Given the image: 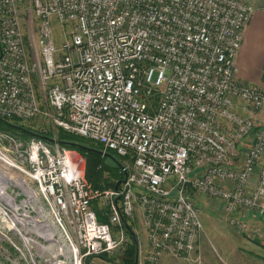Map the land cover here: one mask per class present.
Segmentation results:
<instances>
[{
	"label": "built area",
	"instance_id": "1",
	"mask_svg": "<svg viewBox=\"0 0 264 264\" xmlns=\"http://www.w3.org/2000/svg\"><path fill=\"white\" fill-rule=\"evenodd\" d=\"M254 12L245 0H0V117L50 120L126 159L118 188H94L78 150L0 130V159L22 171L12 156L29 163L52 201V221L10 226L23 245L52 246V264L121 257L133 243L124 221L133 228L142 217L148 250L137 264L198 261L196 194L259 235L264 87L240 80L235 66Z\"/></svg>",
	"mask_w": 264,
	"mask_h": 264
},
{
	"label": "rangeland",
	"instance_id": "2",
	"mask_svg": "<svg viewBox=\"0 0 264 264\" xmlns=\"http://www.w3.org/2000/svg\"><path fill=\"white\" fill-rule=\"evenodd\" d=\"M26 1L28 2L29 0ZM22 18L27 37H35L37 35V29L34 21H32L26 10L23 11ZM52 20L55 35L57 40H60L63 28L55 17H53ZM22 124L34 131H51L53 137L50 136L52 138L56 137L55 135L58 133V129L52 127L53 124L50 120H43L39 117L34 120L25 121ZM0 130L8 131L2 128H0ZM14 134L22 138L21 135L17 133ZM3 146L4 144L1 141L0 155L1 153H4ZM109 153L123 162L126 160L125 158L118 156L114 151H109ZM21 159L22 158L17 155H14L11 158V162L25 167L24 171L0 159V197H2L3 200H7L8 198V203L2 201L0 198V264H28L30 262L52 264L59 257L58 255H54L53 257L49 252L52 246L45 249L31 245L27 247L22 244L17 235H14L15 231L10 228L14 223L19 227V225L31 221L32 218L42 219L43 216L49 221H52L54 214L52 211V201H47L43 196L41 187L36 178H34L35 172H32V175H30V170L26 172V170L30 168L29 163L23 164L21 163ZM105 163L108 165L117 164L111 157L105 159ZM105 175L110 177V174L107 171L105 172ZM4 182L7 187L6 196L3 193L6 192ZM17 183H20L22 186H17ZM195 201L202 210L204 234L201 238L198 250L193 254V258L198 261L179 260L182 261L181 264H237L238 261L242 262L241 260L243 259L244 254L249 252L247 249L248 246H254V243H250L246 246L242 241L248 239L259 245L258 242L260 241L259 237L261 236V232L258 236L252 237L243 229L231 224L220 201L201 194L195 195ZM12 204L21 207V215L18 217L21 219L24 218L25 220L23 219L22 221L19 219V221H15L17 216H14V214L18 215L19 212L13 210ZM95 204L99 208L102 207L104 213L108 216V212H106L107 208L102 206V203L96 202ZM100 217L103 221L107 220L106 216L102 213L100 214ZM132 226L139 238L140 255L145 254L148 250V243L142 217L137 218ZM238 254H241L242 259L238 258ZM123 256L124 255L121 257H107L106 259L96 256L89 257L85 259L84 264H121ZM250 264H252V262Z\"/></svg>",
	"mask_w": 264,
	"mask_h": 264
},
{
	"label": "crops",
	"instance_id": "3",
	"mask_svg": "<svg viewBox=\"0 0 264 264\" xmlns=\"http://www.w3.org/2000/svg\"><path fill=\"white\" fill-rule=\"evenodd\" d=\"M245 1L255 7V12L245 29L242 46L236 57V74L244 82L260 83L264 87V0ZM256 117L264 122V109L257 113ZM255 221L259 224L261 231L259 245L244 238L242 243L246 246L254 243V246H248L249 252L244 254L243 259L241 254H238V258L242 259V262L238 261L237 264H250L251 262L252 264H264V219ZM163 261L164 264L182 263V261L169 256H165Z\"/></svg>",
	"mask_w": 264,
	"mask_h": 264
},
{
	"label": "trees",
	"instance_id": "4",
	"mask_svg": "<svg viewBox=\"0 0 264 264\" xmlns=\"http://www.w3.org/2000/svg\"><path fill=\"white\" fill-rule=\"evenodd\" d=\"M0 128L11 131L13 133H17L25 139L38 137V138H43L46 141H49L48 139L53 137L51 131H43V132L34 131L29 127H26L24 124L20 123L18 119H7L0 117ZM56 138L63 145L78 150L86 157V161H88L86 166L87 178L93 184L94 188L106 189L109 187H114L118 183V181L123 178L124 172L117 164L108 165L105 163V159L108 158L107 155H103L99 152L89 150L84 147L81 148V147L73 146L71 142L88 146L90 148L97 150H104L103 146L100 145L99 143L90 141L83 137L75 136L62 129L58 130ZM106 171L110 174V177H107L105 175ZM100 220L103 221L101 217ZM102 256L105 259L107 258L105 255ZM136 256H137V244L133 238V243L129 246L128 250L122 257L121 264H135Z\"/></svg>",
	"mask_w": 264,
	"mask_h": 264
},
{
	"label": "water",
	"instance_id": "5",
	"mask_svg": "<svg viewBox=\"0 0 264 264\" xmlns=\"http://www.w3.org/2000/svg\"><path fill=\"white\" fill-rule=\"evenodd\" d=\"M0 54H1V44H0ZM48 140L50 141H54L55 139H52V138H49ZM73 146H77V147H84V148H87L89 150H93V151H96V152H99L103 155H107L108 157H111L116 163L118 166H120L122 169L124 168L123 164L121 163V161L119 159H117L115 156H113L112 154L108 153V152H105L103 150H97V149H93V148H90L88 146H84V145H81V144H78V143H74V142H71ZM125 174H127V172H125ZM121 181H119L117 184H116V188L119 187ZM125 222V225L127 227V229L129 230V232L131 233V235L133 236L136 244H137V256H136V263H138V260H139V254H140V250H139V238L135 232V230L131 227V225L127 222V221H124Z\"/></svg>",
	"mask_w": 264,
	"mask_h": 264
},
{
	"label": "bare ground",
	"instance_id": "6",
	"mask_svg": "<svg viewBox=\"0 0 264 264\" xmlns=\"http://www.w3.org/2000/svg\"><path fill=\"white\" fill-rule=\"evenodd\" d=\"M4 185H5L4 188L6 189V192H3V193H4V195L6 196V195H7V194H6V193H7V187H6L5 182H4ZM17 186H22V185H21L20 183H17ZM30 194H31V193H30ZM0 198H1L2 201L8 203V202H7V200H8L7 197H6L7 200H6V199L3 200L2 197H0ZM12 205H13V206H12V207H13V210H14V211H17V212L19 211V213H20L21 207H20L19 205H14V204H12ZM19 219L22 220L21 218H18V217H17L15 221H17V220L19 221ZM24 220H25V219H24ZM44 225L47 227V231H48V232L45 233V234L48 235L47 238H50V236H51V232H50V229H49V225H48L47 223H46V224L44 223Z\"/></svg>",
	"mask_w": 264,
	"mask_h": 264
},
{
	"label": "flooded vegetation",
	"instance_id": "7",
	"mask_svg": "<svg viewBox=\"0 0 264 264\" xmlns=\"http://www.w3.org/2000/svg\"><path fill=\"white\" fill-rule=\"evenodd\" d=\"M120 160V159H119Z\"/></svg>",
	"mask_w": 264,
	"mask_h": 264
}]
</instances>
